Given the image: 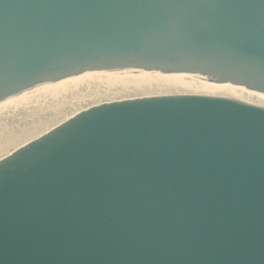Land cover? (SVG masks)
Wrapping results in <instances>:
<instances>
[{
  "label": "water",
  "instance_id": "1",
  "mask_svg": "<svg viewBox=\"0 0 264 264\" xmlns=\"http://www.w3.org/2000/svg\"><path fill=\"white\" fill-rule=\"evenodd\" d=\"M128 69L215 86L0 157V264H264V0H0V102Z\"/></svg>",
  "mask_w": 264,
  "mask_h": 264
},
{
  "label": "bare ground",
  "instance_id": "2",
  "mask_svg": "<svg viewBox=\"0 0 264 264\" xmlns=\"http://www.w3.org/2000/svg\"><path fill=\"white\" fill-rule=\"evenodd\" d=\"M191 73L142 70L92 71L44 83L0 102V157L51 131L81 111L109 101L201 93Z\"/></svg>",
  "mask_w": 264,
  "mask_h": 264
}]
</instances>
